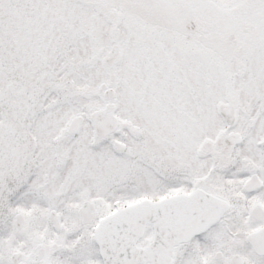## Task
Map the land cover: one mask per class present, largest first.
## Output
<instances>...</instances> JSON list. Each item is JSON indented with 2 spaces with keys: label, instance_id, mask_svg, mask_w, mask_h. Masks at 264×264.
Returning a JSON list of instances; mask_svg holds the SVG:
<instances>
[{
  "label": "snow or ice",
  "instance_id": "obj_1",
  "mask_svg": "<svg viewBox=\"0 0 264 264\" xmlns=\"http://www.w3.org/2000/svg\"><path fill=\"white\" fill-rule=\"evenodd\" d=\"M0 264H264V0H0Z\"/></svg>",
  "mask_w": 264,
  "mask_h": 264
}]
</instances>
